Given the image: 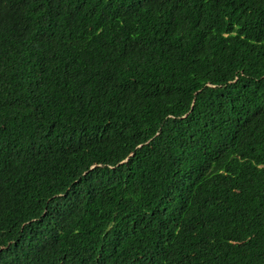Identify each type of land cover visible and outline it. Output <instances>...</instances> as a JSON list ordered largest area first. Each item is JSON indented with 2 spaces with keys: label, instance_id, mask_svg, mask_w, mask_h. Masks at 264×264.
<instances>
[{
  "label": "trees",
  "instance_id": "16d2710c",
  "mask_svg": "<svg viewBox=\"0 0 264 264\" xmlns=\"http://www.w3.org/2000/svg\"><path fill=\"white\" fill-rule=\"evenodd\" d=\"M0 264H264V0H0Z\"/></svg>",
  "mask_w": 264,
  "mask_h": 264
}]
</instances>
